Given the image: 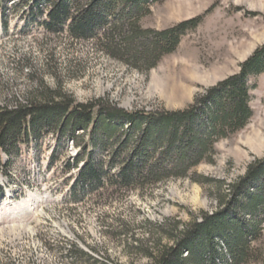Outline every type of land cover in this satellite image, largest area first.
<instances>
[{
	"label": "rangeland",
	"instance_id": "rangeland-1",
	"mask_svg": "<svg viewBox=\"0 0 264 264\" xmlns=\"http://www.w3.org/2000/svg\"><path fill=\"white\" fill-rule=\"evenodd\" d=\"M198 17L199 25L182 36L174 52L141 72L93 42L45 36L34 24L24 32L20 16L10 15L7 30L0 23V107L25 101L41 85L55 89L60 83L80 103L105 99L129 112L186 109L207 89L239 73L264 44V0H162L150 4L141 24L160 31ZM250 83L253 116L244 129L216 143L214 163L198 165L195 178L170 180L124 199L70 200L66 180L76 171L61 169L77 150L60 146L59 161L51 168L52 137L43 138L38 148L23 147L7 174L0 170V264H90L70 254L73 245L107 264H147L146 257L127 249L134 244L131 235L147 237L146 221L182 225L200 212L213 213L219 194L215 183L195 179L228 184L264 157V72ZM3 160L8 161L5 154ZM125 226L127 235L117 237ZM262 227L254 246L263 257L250 264H264Z\"/></svg>",
	"mask_w": 264,
	"mask_h": 264
},
{
	"label": "trees",
	"instance_id": "trees-1",
	"mask_svg": "<svg viewBox=\"0 0 264 264\" xmlns=\"http://www.w3.org/2000/svg\"><path fill=\"white\" fill-rule=\"evenodd\" d=\"M160 1L0 0V23L7 30L8 17L19 15L24 32L34 24L45 36L93 42L97 50L129 68L148 72L201 21L193 18L160 31L144 28L141 20L150 4ZM263 72L264 44L239 73L207 89L188 108L175 111L129 112L105 99L80 103L60 83L55 89L41 85L25 101L0 107V170L7 174L13 156L18 157L23 147L38 148L49 136L56 141L49 167L57 165L60 146L77 150L61 169L76 171L66 180L70 200L124 199L170 180L195 178L192 172L198 165L215 162L216 143L248 125L253 116L250 79ZM195 180L215 183L216 210L200 212L182 225L146 221L147 237L131 235L134 244L128 251L146 257L147 264H219L220 259L222 264H250L262 258L254 242L263 233L264 157L228 184L205 177ZM128 229L118 231L117 237L127 235ZM69 252L90 264H107L77 245Z\"/></svg>",
	"mask_w": 264,
	"mask_h": 264
},
{
	"label": "bare ground",
	"instance_id": "bare-ground-1",
	"mask_svg": "<svg viewBox=\"0 0 264 264\" xmlns=\"http://www.w3.org/2000/svg\"><path fill=\"white\" fill-rule=\"evenodd\" d=\"M175 88H174V92H176V90H178V87H176V86H174Z\"/></svg>",
	"mask_w": 264,
	"mask_h": 264
}]
</instances>
